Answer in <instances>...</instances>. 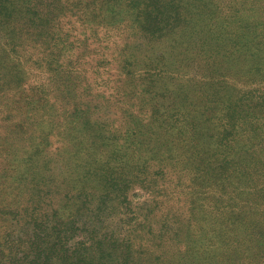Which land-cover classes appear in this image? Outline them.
Returning a JSON list of instances; mask_svg holds the SVG:
<instances>
[{
	"label": "rangeland",
	"instance_id": "obj_1",
	"mask_svg": "<svg viewBox=\"0 0 264 264\" xmlns=\"http://www.w3.org/2000/svg\"><path fill=\"white\" fill-rule=\"evenodd\" d=\"M230 23L240 49L227 59L231 46H223L218 62L241 76L252 71L237 81L209 75L214 104L202 103L191 126L213 118L203 141L214 148L212 136L224 131L237 142L235 160L197 169L202 158L186 148L112 176L103 192L73 191L95 161L108 166L118 147L131 154L133 139L153 135L165 154L174 151L165 128L194 135L183 116L163 114L171 123L157 127L153 112L128 110V98L95 84L110 76L131 97H149L146 84L131 85L121 58L141 65L151 55L168 59L175 95L193 89L186 72L196 69L195 42ZM247 30L259 55L243 51ZM261 54L264 0H0V264H264ZM139 104L149 110V99ZM142 154L153 155L150 146ZM211 239L214 259L199 256Z\"/></svg>",
	"mask_w": 264,
	"mask_h": 264
},
{
	"label": "trees",
	"instance_id": "obj_2",
	"mask_svg": "<svg viewBox=\"0 0 264 264\" xmlns=\"http://www.w3.org/2000/svg\"><path fill=\"white\" fill-rule=\"evenodd\" d=\"M229 25L231 26L229 30H222V28L214 29L212 33L207 32L205 36H201V40L199 42H195L194 56H191L189 59L191 62L195 63L196 69L187 68L186 72V77L190 78L193 82V89H185L184 87L182 91L180 89L176 92L177 95H175V92H172L171 88L179 86V81L172 75L171 65L168 63V59H158L151 55H148L147 59L143 63L141 62V65L137 59L133 58V55L131 57L121 58V65L123 62V68L127 71V77L130 79L131 85L140 86L141 84H146L147 89L145 94L149 95V97H146L145 95H142L139 99L136 96L131 97L127 88L124 85L115 82L110 76L104 80L105 84H95L96 87L101 85L102 87L103 85L106 86V89L110 93L111 97L118 98L123 95L124 98H128L129 102L126 103L128 110L137 111L135 109H140L138 112H153L157 119H159V126L157 127H161L162 124L171 123V118L174 114H179L181 118L183 116V120L188 124L189 128L194 130V135H191V130L185 128L181 130L179 126L176 127L175 130H168L165 128V132L162 134V137H164L166 142L172 141L174 148V151L165 154H161V150L166 148L165 142H160V140H157L153 135H149L147 140H143V137L137 140L133 139V145H135V148H133L131 154L127 151L119 149L118 147L119 150L117 149L110 161H108V166L107 164L104 165L99 161H95L96 168L93 173H88V175L77 180L75 179L70 183L73 191L78 190V193H80V190L91 188L90 190L95 193L103 192L108 186L109 178L112 176L129 174L130 171H132L134 167L142 161L162 163V161L169 159L176 154L182 156L186 148H192L196 152V155L202 158V160L200 159V166L193 164V167H197V169L207 168L208 164L211 166L223 165V163H231L235 160V156L232 155V150L237 142L229 139L225 135L224 131L221 130L220 134L212 136L213 139L215 138L217 140L214 148L207 146L206 141H203L207 132L212 131L210 127L215 126L213 121H211L213 118H209V122L206 120L203 128L201 127L200 129H196L194 125L191 126L193 124L192 117L195 114H201L202 107H200V105L202 103L204 104V109L206 107L208 110L210 106L214 104V101H212V97L207 92L206 88L209 75L219 73L225 79L227 77L228 79H235L237 81V78L243 79L245 78V75L250 74L252 71L250 67V69L246 71V74L241 76L233 71V68L229 66L228 62H218L220 54L219 51L223 46H231V49L227 51L226 56L224 55L227 59H230L240 49L239 47L236 49V45L239 43V37L237 39H233L234 37H229L228 34L233 32L232 27H237L232 23ZM58 26L57 32L62 31V33H64L62 26ZM251 28L254 27L251 26L250 29ZM249 30L246 31L247 33H242L244 43L243 51L254 50L252 55H259L261 49L258 46H252L250 38L244 37L249 34ZM260 58H264V55L261 54ZM115 62L117 63V61ZM197 67L201 70L199 71ZM243 67H247V58L243 60ZM139 68H142L143 70L140 71ZM169 81L172 82L170 85ZM164 82L165 85L156 88L159 84ZM112 83H115V86L112 85ZM146 98L149 99V110H145L144 107L141 108L139 104V102H142V100H145ZM198 98H201L202 101L197 100ZM163 114H172V116L169 118ZM203 129H206V131H203ZM170 133H176V136L172 139L169 135ZM185 133L191 135L192 137L182 140V135H185ZM137 136V133L133 135L134 138ZM135 141H137V143H135ZM147 145L150 146V151L153 155H150L149 157L144 156L143 158V146ZM125 150L127 149L125 148ZM131 167L133 168L131 169ZM82 193L84 192H81V194ZM216 245L217 243L214 240H208L204 246L198 247L201 253H197L201 257L204 256L208 259H214ZM229 258L234 261L235 254L230 255Z\"/></svg>",
	"mask_w": 264,
	"mask_h": 264
}]
</instances>
